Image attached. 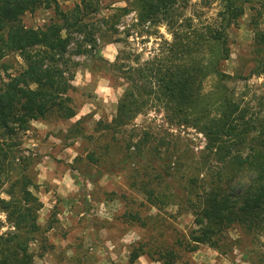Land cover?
Segmentation results:
<instances>
[{
	"label": "trees",
	"instance_id": "trees-1",
	"mask_svg": "<svg viewBox=\"0 0 264 264\" xmlns=\"http://www.w3.org/2000/svg\"><path fill=\"white\" fill-rule=\"evenodd\" d=\"M216 1L215 16L195 26L184 16L179 0H128L127 6L97 19L98 24L89 22L88 17L98 11L92 0H80L67 10L57 0H0V60L4 59L0 67L5 72L12 69L16 58L25 64L0 81V213L12 228L0 233V264H36L30 245L37 239L46 244L47 229L37 223L42 205L30 190L35 185L27 170L29 160L18 156L17 135L28 131L31 122H64L76 116L70 96L76 66L70 57L71 44L76 45V55L97 54L94 34L103 28L116 35L115 24L131 11L136 13L137 25H164L171 41L151 60L139 63L135 56L134 65L124 69L117 56L110 65L123 72L124 89L111 120L96 123L100 152H90L87 159L101 167L105 157L119 154L115 165L130 167L129 187L141 192L152 207L177 205L192 217V226L170 244H157L153 238L136 243L130 262L146 255L160 264H189L187 254L200 245L229 252V229L239 228L246 235L264 231V97L243 103L225 85L228 78L246 82L264 75V0ZM41 8L51 10L53 16L42 27L27 26L24 16ZM247 8L252 33L249 57L244 59V74L239 70L229 76L222 70L230 55L228 32ZM77 34H82L80 39ZM87 43L92 44L89 49L84 48ZM211 76L216 83L204 92L203 83ZM155 107L170 123L195 129L205 140L197 170L186 177L182 189L172 188L177 158L171 147L164 148L161 158L163 145L148 146L147 135L136 141L133 136L123 141L114 137ZM74 135L82 136L81 129ZM161 162L163 167L158 168ZM185 166L189 171L190 164L183 162ZM127 204L121 215L124 221L149 228L154 221L142 216L145 204L133 197H127Z\"/></svg>",
	"mask_w": 264,
	"mask_h": 264
},
{
	"label": "rangeland",
	"instance_id": "rangeland-1",
	"mask_svg": "<svg viewBox=\"0 0 264 264\" xmlns=\"http://www.w3.org/2000/svg\"><path fill=\"white\" fill-rule=\"evenodd\" d=\"M57 1L62 9L67 10L80 0ZM179 1H182L184 16L195 26L210 21L219 9L216 0ZM92 2L98 11L88 18L89 22L97 24V19L108 16L114 8L128 5V0ZM52 16L51 10L41 8L32 14L27 13L23 22L38 28ZM248 19L247 8L238 25L228 32L230 55L222 64V70L229 76H234L239 70L244 74V59L249 57L252 41V33L247 27ZM137 23L136 13L131 11L115 24L116 35L104 32L103 28L95 33L97 54L92 51L76 55V45L72 43L70 57L76 66L70 96L76 116L64 122L53 119L31 122L28 131L17 135L18 156L29 160L27 170L35 185L30 190L42 205L37 213V223L47 229L44 232L45 246L40 239L30 245L36 264H160L146 255L131 263L129 256L132 247L152 238L156 239L157 244H170L177 236L186 234L192 226V217L180 212L177 205L169 204L163 209L152 207L141 192L129 187L130 167L119 169L115 165L119 161V154L105 157L101 167L89 163L87 159L90 152H98L96 146H99L101 139L95 131L96 123L111 120L124 89L123 72L110 65L117 56L120 58L117 64H124V69L134 65L135 56L139 58V63L151 60L160 54L165 42L171 41V34L164 25ZM81 35L75 36L80 39ZM116 38L121 41L115 42ZM89 45L92 44L87 43L84 48L89 49ZM128 54L129 59H125ZM11 64L12 69L6 68V72L0 67V81H6V74H13L25 66L19 58ZM215 83L213 76L206 79L204 92L212 90ZM225 85L243 103L255 97H264V75L246 82L228 78ZM75 124L78 126L73 128ZM77 128L81 129L82 136L74 135ZM146 135L148 146L163 145L160 148L161 158L164 157L162 151L165 147L172 148L171 152L177 158V167L171 171L172 188L182 189L186 177L197 170L198 156L205 144L204 137L195 129L170 123L164 112L156 107L137 116L122 133L114 137L123 141L133 136L136 141ZM183 162L190 164L189 171L186 166L182 167ZM157 167L162 168V162ZM1 196L5 198L4 194ZM127 197L144 203L142 216H149L156 223L150 222L149 228L126 223L121 215L127 210ZM154 225L155 229L152 228ZM10 230L12 228L5 221L4 214L0 213V233ZM226 235L229 252L222 254L200 245L195 252L187 254L188 263L264 264V231L246 235L239 228H233Z\"/></svg>",
	"mask_w": 264,
	"mask_h": 264
}]
</instances>
